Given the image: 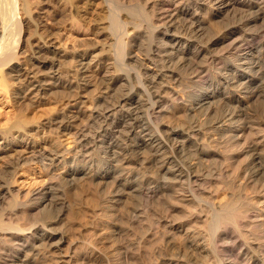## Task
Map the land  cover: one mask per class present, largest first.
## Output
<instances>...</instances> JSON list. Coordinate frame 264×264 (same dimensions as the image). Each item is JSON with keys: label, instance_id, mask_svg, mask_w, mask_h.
I'll list each match as a JSON object with an SVG mask.
<instances>
[{"label": "bare ground", "instance_id": "obj_1", "mask_svg": "<svg viewBox=\"0 0 264 264\" xmlns=\"http://www.w3.org/2000/svg\"><path fill=\"white\" fill-rule=\"evenodd\" d=\"M114 1L117 8H127L126 0ZM129 2L139 14H147V20L127 26L119 18L123 10L114 11L109 35L116 50L96 55L83 51L78 56V84L73 86L58 80L57 68L70 50L57 51L54 41L33 44L31 66L23 69L19 54L27 38L15 36L20 20L16 13L20 8L27 24L29 0H0V120L11 123L10 101L32 112L41 107L43 97L60 94L66 98L46 122L68 141L34 143L13 122L8 132L0 131V161L11 158L0 169V264H38L49 256L55 264L82 263L87 247L70 240L62 226L69 203L54 199L57 183L73 186L79 178H88L98 191L107 190L105 208L127 194L195 203L221 193L201 187L208 176L194 170L224 156L227 147L247 155L254 165L241 181L252 185V195H246L242 205L230 200L231 195L216 201L209 205L210 214L181 206L188 212L185 220H167L169 228L187 232L190 221L210 228L189 230L184 248L190 254L164 263L264 264V111L257 117L259 111L251 108L264 99V47L259 46L264 44V0ZM222 15L231 22L209 33L213 20ZM72 29L71 22L67 30ZM84 35L78 30L74 39ZM147 38L151 40L146 45ZM103 58L110 70L100 73L96 87L84 73L97 69ZM31 167L38 169L36 174ZM135 167L148 173L144 180L138 181ZM183 180L193 186L187 197L176 190ZM148 187L150 195L144 193ZM9 199L14 205L6 209ZM55 204L61 210L52 216ZM248 235L252 239L247 240Z\"/></svg>", "mask_w": 264, "mask_h": 264}, {"label": "rangeland", "instance_id": "obj_2", "mask_svg": "<svg viewBox=\"0 0 264 264\" xmlns=\"http://www.w3.org/2000/svg\"><path fill=\"white\" fill-rule=\"evenodd\" d=\"M127 1L128 0L124 2V6L127 7L124 9L117 8L114 0H29V9L31 13L29 18H27V24H25L26 17H24L25 15L22 13V10L20 8H17L18 11L16 13L17 17H19L17 19L20 20H18L19 31L16 32L15 36L19 35V38L21 35V37L27 38V41L25 42V51L24 53L21 52L19 54L23 69L27 70L31 66V61L29 60V52L33 44H42L44 42H49V40L54 41L56 42L55 46L57 48V51L65 50L67 52L68 50H70L69 52H67L68 54L66 53V57L61 59L62 61L57 68L58 80L60 82L77 86V75L79 73L78 56H80V54L82 55L86 51L96 55V53L105 54L116 50V46L114 45L115 42L109 35V33H111V31L109 30H111L110 26L112 23L110 21L112 18L110 17H115V12H117L118 9L123 10L119 12V18L122 20V22L126 23L127 26L138 25L141 22L140 20H147V14H139V11H137L136 8H134L136 11L133 9V7L131 6V2H129L130 4H128ZM128 5H130V7H128ZM130 11L133 12L130 13ZM135 12L137 13L135 14ZM113 13L114 16L112 15ZM144 17L147 18L145 19ZM221 17L213 20V26H211V31H209V33H212V31L215 30L219 25L220 26L218 28L223 26L221 24H223L224 22H226L224 24H227V22H231L230 16H224L225 18ZM71 22L73 24L75 33L72 31L73 29L71 30V32L67 30L69 27V23ZM78 30L80 33L85 34L82 39H74V36L78 32ZM150 40L151 38L144 39V43L147 45L148 41L150 42ZM259 46L264 47V44H259ZM91 54L89 55V57H87V59H91ZM129 63V66L131 65L133 68H135L132 62ZM97 65L100 68L97 67L96 69L93 67L92 69L84 73L86 74L85 76L92 83V85H96V87L98 86L97 83L99 82V78L101 76L100 73L103 74L104 71L110 70L107 69V60L104 58L101 59V61H99ZM262 84L264 87V79L262 81ZM65 98L66 96L64 97L60 94L47 95L42 98L41 102H43V104L40 105L41 107L39 106L40 108H38V110L32 112H30L29 110L25 111L26 109L24 107H20L19 104L15 103L14 101H10L12 105L9 106H12L11 109L14 110V115H11V117L9 118L10 121L8 119V122H13V124L17 123L16 125L20 126L22 131L24 130L23 132L26 133L27 136L29 135L28 138L32 136L29 141H32L34 143H38L40 141L55 140V142L58 141V143L67 144L68 141L66 137L62 135L58 137V134H55L56 131L53 125L51 126V124H48V122H46L49 120L48 118L51 116L52 112L54 113L59 110L58 108L61 102L65 100ZM46 105H48L49 107ZM48 108L51 109V111ZM251 108L259 111L256 115L257 117L258 114L261 115V111H264V99L261 98L256 100L252 104ZM19 110L22 111L19 112ZM43 110L45 111L43 112ZM14 116L17 119H15ZM12 117L14 118L12 119ZM0 122V124L3 126L2 127L0 125V131L3 129V132H8L9 128L11 127L10 125H13L11 123H5L7 122V120H0ZM227 148L229 150H226V154L224 153L227 157L225 155L221 157L219 156L215 160L211 158L202 163L204 166H202V164H199L194 170L195 172H200L203 175L208 176L205 181L203 180L201 182V187L207 190L210 189L211 191L217 189L218 193H220L221 191L222 194L220 193L214 197H210L208 195L206 197L202 196L203 199L200 197L198 199V202L196 200L195 203H182L178 200L173 201L171 200V198L165 199L166 197L163 198L159 196V198H157L156 196L149 199L143 196V194H127L121 199V201L113 203L109 208H105V192L107 193V190L104 187L103 191H98L94 184L88 178H79L73 186H65V184L61 182V184L57 183V186L54 189V199L56 201L62 200L65 201V203H69V207L67 208V210L69 211H67L66 217L62 222V226L67 229V231L69 230L68 232L70 240H81L83 249L87 247L84 249L85 258L80 264H165L164 262L169 257L190 254L188 252V249H186L188 247V238L191 233L189 230H193L195 232L196 230H204L207 232L209 231L208 228L210 227H206L205 225L203 226L199 222L190 221L189 223H187V228H190L187 232L174 231L165 224L167 220V222H170L171 220L174 221L175 219L179 221L182 220L181 216L183 220H185V215L188 213L187 211H191L192 208V211L195 209L196 211L210 214V209L212 208L209 207V205L211 206L214 202L216 203V201H224L226 200L225 197H229L230 195V197H232L229 198L230 200H237L242 205V203L246 201L245 198H247V196L249 195L251 196L252 192L254 191L251 184H246L245 186V184L241 183L243 178L248 175L246 173H249V170H252L254 168V165L252 163H248L247 155L243 153H233L232 150L234 147ZM230 151H232V153ZM10 159V157L2 158L0 161V169L5 167L6 163ZM246 162L250 166H247ZM140 169L141 168L139 167H135L134 169V171L137 173L138 181L144 180L148 175V173L144 172L143 169ZM30 171H33V174H36L38 169L33 168ZM261 176L263 177L264 174ZM8 177L9 176L5 178ZM182 182L183 183H180V185L176 187L177 191L180 189L178 192H176L178 194H182L183 197H187L193 186L191 187L190 182L188 181V183L187 180H183ZM149 188L150 187H148V189H146L144 193H148V195H150ZM199 200L202 201V203ZM13 201L14 200L9 199L6 203H4L5 206L3 205V207L6 209H10V207L12 208L14 205ZM197 203H199L198 207ZM180 207H184V209L187 207L185 209L187 211H183ZM60 210L61 206H59V204H55L54 207L50 208V214L54 216ZM222 218H225L224 213L222 215ZM224 221L228 222L227 219H224ZM226 225L229 226V222L228 224L226 223ZM248 229L252 231V229ZM248 229L246 228V230ZM255 231L257 232L258 230L253 229L252 232L255 233ZM241 232H243V230L240 229V233ZM207 237L208 235L206 236V238ZM251 237L252 236L250 235V237L246 239H252ZM85 241L88 244H86ZM66 246L67 245H65L64 247V251L66 250ZM184 246L186 248H184ZM95 249H97V251ZM86 254H88V256ZM47 261L49 262V264H55L56 262L54 258L49 256L39 261L38 264H48Z\"/></svg>", "mask_w": 264, "mask_h": 264}]
</instances>
